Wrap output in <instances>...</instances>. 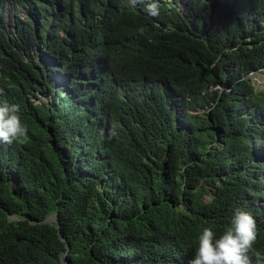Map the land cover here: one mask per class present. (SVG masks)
Instances as JSON below:
<instances>
[{"label": "trees", "instance_id": "obj_1", "mask_svg": "<svg viewBox=\"0 0 264 264\" xmlns=\"http://www.w3.org/2000/svg\"><path fill=\"white\" fill-rule=\"evenodd\" d=\"M151 2L0 0L1 100L28 129L0 148V264H189L236 207L264 255V85L244 77H264V0ZM95 98L110 135L82 118Z\"/></svg>", "mask_w": 264, "mask_h": 264}, {"label": "clouds", "instance_id": "obj_2", "mask_svg": "<svg viewBox=\"0 0 264 264\" xmlns=\"http://www.w3.org/2000/svg\"><path fill=\"white\" fill-rule=\"evenodd\" d=\"M127 2L134 7L140 6L143 0H127ZM143 10L150 16L156 17L159 15L160 8L159 4L153 0V2L145 5ZM15 19L17 21L22 20V15L19 12L15 16L11 14L10 21L13 24L14 31ZM59 34L60 37L63 36L62 32H59ZM88 46L91 50V63L88 69L91 75L93 76L98 72V79L102 75H109L110 66L106 60L109 53L104 49V43L92 40L88 42ZM255 74L258 73H246L244 77L250 79L255 88L260 90L264 82L263 85L256 86L255 81L252 79V75ZM64 84V77L59 78V73H57L53 80L54 88L57 90ZM1 93L0 88V148L12 144L18 138L25 136L28 131L21 119V106L17 103H8V100H1L3 98ZM37 96L44 101L47 100V96L41 97L39 94ZM33 103L38 104L35 100H33ZM101 106L102 103L99 99H93L94 114L91 116L83 114L82 118L86 123L91 121L94 127L99 130L106 127V133L110 135L111 129L110 126L106 125L105 119L101 115ZM190 113L201 114V110L195 108ZM259 217L258 211L254 208L246 210L243 207H236L233 210L229 225L219 236L212 228H204L202 234L198 237V248L192 253L189 264H264V255H261L255 248L261 228ZM61 264H63V258H61Z\"/></svg>", "mask_w": 264, "mask_h": 264}, {"label": "rangeland", "instance_id": "obj_3", "mask_svg": "<svg viewBox=\"0 0 264 264\" xmlns=\"http://www.w3.org/2000/svg\"><path fill=\"white\" fill-rule=\"evenodd\" d=\"M252 79L253 81H255L254 84L256 86L263 85L264 79L261 74L258 73V74L252 75Z\"/></svg>", "mask_w": 264, "mask_h": 264}, {"label": "water", "instance_id": "obj_4", "mask_svg": "<svg viewBox=\"0 0 264 264\" xmlns=\"http://www.w3.org/2000/svg\"><path fill=\"white\" fill-rule=\"evenodd\" d=\"M63 264H66L65 260L63 259Z\"/></svg>", "mask_w": 264, "mask_h": 264}]
</instances>
